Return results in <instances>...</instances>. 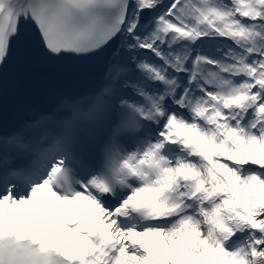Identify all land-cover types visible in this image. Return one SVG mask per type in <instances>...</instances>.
<instances>
[{
	"label": "snow or ice",
	"instance_id": "obj_1",
	"mask_svg": "<svg viewBox=\"0 0 264 264\" xmlns=\"http://www.w3.org/2000/svg\"><path fill=\"white\" fill-rule=\"evenodd\" d=\"M37 55L100 64L6 114ZM0 264H264V0H0Z\"/></svg>",
	"mask_w": 264,
	"mask_h": 264
}]
</instances>
